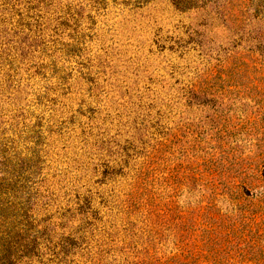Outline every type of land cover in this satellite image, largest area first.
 Listing matches in <instances>:
<instances>
[{"label": "rangeland", "instance_id": "374dc122", "mask_svg": "<svg viewBox=\"0 0 264 264\" xmlns=\"http://www.w3.org/2000/svg\"><path fill=\"white\" fill-rule=\"evenodd\" d=\"M121 2L0 0L10 262L264 264V3Z\"/></svg>", "mask_w": 264, "mask_h": 264}, {"label": "trees", "instance_id": "16d2710c", "mask_svg": "<svg viewBox=\"0 0 264 264\" xmlns=\"http://www.w3.org/2000/svg\"><path fill=\"white\" fill-rule=\"evenodd\" d=\"M147 2H149V0H122L121 3L139 7L145 5ZM171 2L173 6L181 12L202 11L206 13L214 12L216 14H235V12L237 11H244L246 14H248L250 10L258 13L263 7L264 0H171ZM255 43L256 50H259V47L257 46L258 41H256ZM73 213L78 216H84L86 212L81 206H78V208H75L73 210ZM72 217L75 218V216ZM22 229H25V226H23ZM81 229L82 226L79 225L66 236L68 238V241H65L66 237L64 239V242L63 240H61V244H58L60 253H65L64 246L66 243L70 242V245L73 246L76 240H79L83 236ZM6 232L11 233V231L7 228L6 231H2V233ZM22 246L24 245H22L20 239L16 236L9 237L7 241H1L0 239V264H12L10 260L17 258L18 253H22V250L20 248ZM24 256L29 257L25 254Z\"/></svg>", "mask_w": 264, "mask_h": 264}]
</instances>
